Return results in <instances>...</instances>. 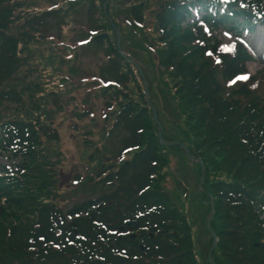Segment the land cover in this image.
Returning a JSON list of instances; mask_svg holds the SVG:
<instances>
[{
  "label": "trees",
  "instance_id": "obj_1",
  "mask_svg": "<svg viewBox=\"0 0 264 264\" xmlns=\"http://www.w3.org/2000/svg\"><path fill=\"white\" fill-rule=\"evenodd\" d=\"M69 6L71 10L73 7ZM98 6L96 0H90L93 19ZM15 7L27 13L28 7L20 0H0V46L12 40L8 44L9 53L20 56L18 49L23 42L13 39ZM69 8L37 6L24 18L29 21L27 30L49 39L52 36L47 34L48 29L53 22L62 27L71 14ZM114 10L118 13L119 9L116 6ZM145 10V0L127 6L130 19L137 25L145 24ZM262 19L264 0H164L157 27L169 53L165 62L172 66L171 60L176 55L170 40V30L176 24L184 30V43L200 42L202 53L210 52L222 61L223 76L237 79L247 73V62L253 57L241 42L224 46L217 31L225 29L240 34L237 28L253 29ZM98 24L100 29H96L89 42L104 49L110 69L117 77L116 87L123 91L134 80L130 60L112 40L109 45L104 44L101 37L105 34L110 37L106 26ZM35 43L41 46L47 42ZM49 56L57 58L58 54ZM186 66L193 80L188 90L211 113L210 124L204 125L207 133L202 145L216 141L225 152L223 155L217 151L208 157L214 169L226 173L210 183L208 193L215 199V212L221 220L216 250L226 264H264V105L254 99L244 105L226 99L220 94L215 77L194 71L191 63ZM4 68L3 63L0 70ZM0 86L10 89L11 83L3 80ZM144 100L140 93L120 104L115 113L109 135L112 132L121 135L116 154L119 162L98 171L92 183L100 185L101 193L88 195L69 207L54 200H36L27 211L25 223L11 225L8 233L13 243L0 256V264H199L185 216L168 205L157 186L163 157L169 152L153 131ZM45 133L52 135L53 140L58 139L53 126ZM163 137L168 141L164 134ZM39 144L30 117L0 114V157L11 154L13 163L10 168L0 165V197L6 199L8 206L24 205V201L13 197L10 175L17 178L27 173L31 177L30 165L23 159L32 155ZM232 153L233 158L227 159ZM14 158L18 160L16 163ZM220 158L222 164L218 163ZM50 171L39 179L38 190L44 191L45 184L50 190L56 188L55 175ZM5 213L6 206L0 204V217ZM129 222L135 225L129 227Z\"/></svg>",
  "mask_w": 264,
  "mask_h": 264
},
{
  "label": "rangeland",
  "instance_id": "obj_2",
  "mask_svg": "<svg viewBox=\"0 0 264 264\" xmlns=\"http://www.w3.org/2000/svg\"><path fill=\"white\" fill-rule=\"evenodd\" d=\"M20 1L28 7L26 14L17 7L14 9L17 20L12 24L16 29L13 39L23 42L18 49L20 56L9 53L8 44L12 40L7 47L5 42L0 46V65L5 64L0 70V82L11 83L10 89L0 86V114L30 117L40 144L23 159L30 165L31 177L27 173L17 178L10 175L13 197L24 201V205L8 206L6 199L0 197V204L6 206L5 215L0 217V256L13 243L8 233L11 225L25 223L27 211L36 200H54L69 207L88 195L101 193L100 185L92 183L98 171L119 162L116 154L121 135L116 132L109 135L115 113L120 104L143 93L153 131L169 152L163 157L157 186L168 205L185 216L198 263L226 264L216 250L221 220L215 212V199L208 194L210 183L226 176L208 162L209 154L224 151L216 141L202 145L207 133L204 125L210 124L211 113L188 90L193 80L186 65L191 63L194 71L215 77L224 98L243 105L254 99L264 105V25H257L254 30L243 27L242 40L254 58L246 65L248 72L241 76L246 79L231 80L223 76L224 65L218 57L200 51V42L182 41L184 30L176 24L170 30L176 55L171 60L172 66L166 64L169 53L157 27L164 0H145L146 20L142 25L135 24L127 12V6L139 0H96L97 22L90 16V0ZM51 5L65 6L71 14L62 27L53 22L47 32L52 37L44 40V34L27 30L29 21L24 18L37 6L45 9ZM116 6L118 13L114 10ZM98 23L106 26L110 37L107 34L101 37L104 44L109 45L112 40L130 60L134 80L123 91L116 87L117 77L110 69L104 49L89 42L96 29H100ZM218 36L224 46L235 40V36L224 31ZM37 41L47 43L37 46ZM51 53L58 54L57 58L49 56ZM52 126L58 132L56 140L45 133ZM233 156L232 153L226 158ZM11 158V154L0 157V165L12 167ZM221 158L219 164L223 163ZM17 161L13 159L14 163ZM47 170L55 175L56 188L50 190L45 184L44 191H40L39 179L44 178Z\"/></svg>",
  "mask_w": 264,
  "mask_h": 264
},
{
  "label": "water",
  "instance_id": "obj_3",
  "mask_svg": "<svg viewBox=\"0 0 264 264\" xmlns=\"http://www.w3.org/2000/svg\"><path fill=\"white\" fill-rule=\"evenodd\" d=\"M127 225H128L129 227H131V226H134L135 223H134V222H129Z\"/></svg>",
  "mask_w": 264,
  "mask_h": 264
},
{
  "label": "snow or ice",
  "instance_id": "obj_4",
  "mask_svg": "<svg viewBox=\"0 0 264 264\" xmlns=\"http://www.w3.org/2000/svg\"><path fill=\"white\" fill-rule=\"evenodd\" d=\"M242 79H246L247 77H241Z\"/></svg>",
  "mask_w": 264,
  "mask_h": 264
}]
</instances>
